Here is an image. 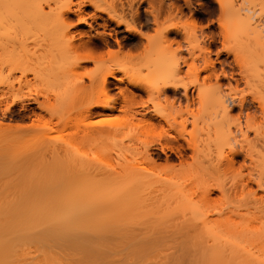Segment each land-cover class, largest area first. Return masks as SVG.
Segmentation results:
<instances>
[{"label":"bare ground","instance_id":"1","mask_svg":"<svg viewBox=\"0 0 264 264\" xmlns=\"http://www.w3.org/2000/svg\"><path fill=\"white\" fill-rule=\"evenodd\" d=\"M28 3H23L25 7L20 4V10L25 19L32 21L20 22L25 23L27 30L30 29L36 42L34 41L35 46L33 45L32 49L27 46V42L21 44L24 51L18 60L21 75H26L27 72L24 71L28 69L26 66L32 63V57H39L43 60L31 70H41L37 75L40 82L60 81L59 83L65 84V98L70 95V99L75 101L72 106V100H67L70 106L74 107L82 98L84 103L77 106L82 108L85 105V118L96 114L104 115L99 121L85 122L82 121L85 118L81 114L80 123L84 124L82 133L78 132L77 126L75 134H81L80 140H77L85 146L84 150L88 146L86 151H79L81 156L88 150L92 152L89 145L94 148L102 144L109 154L110 149L116 151L119 164L114 167L118 165L117 171L111 163L106 162L107 169L101 167L105 171L109 170L106 174L103 173L108 174L102 175L104 179L110 177L112 172L116 175V184L120 181L123 183L121 185H124L118 186L121 190L118 193L112 190L114 196H125V192L132 193L128 195L138 194L140 190L137 187L141 189L147 184L150 187L154 180L157 183H153L155 186L161 185L164 189L184 194L185 188L181 180L188 175L175 174L173 182L154 173L152 175L155 177H151L150 171L146 170L143 162L136 156L146 157L151 162L154 154H157L155 149L165 152L171 150L182 162L190 151L195 158L196 168L208 171L217 179L226 169H246V173L241 174V178L235 181L234 187L236 193L238 186L247 193L241 200L252 210V217L245 226L227 230L205 228V231L203 229L196 234L188 230L156 237L148 235L149 239H145V235L141 237L144 241L141 243L138 233L134 235L136 239L139 237L138 242L123 243L121 240L120 243H105L108 238L102 243L97 242V238H94L97 239L94 241L87 236L89 232L85 231L88 227L83 229V232L81 217L83 214L89 217L91 207L88 210L77 197L69 198L60 192L56 194L49 190L33 191L24 195H9L8 192L5 195V192H2L4 195H0V264H264V0H211L210 4L217 9V19H211L210 16L203 18L205 23L198 25V30L194 28L195 25L188 28L183 20L187 17L193 20L198 15L207 13L202 0H29ZM85 6L91 7L93 12H85ZM4 7L6 8L0 5V15H4ZM213 13L215 11L209 15ZM73 17L76 18L75 22ZM89 18L95 22L101 19L104 31L96 30ZM214 21L215 29L212 28ZM82 24H88L89 31L79 29ZM112 25L115 27L112 28ZM121 26L125 27L128 35L125 40L116 36L113 42V38H110L112 33L106 30ZM151 30H154V33L150 32ZM216 41L221 42V47H216L214 57L212 51ZM182 43L185 51L173 49L176 45L182 46ZM126 48L130 51L135 49L140 54L134 55V50L131 52L132 56L130 53L127 57L118 54ZM196 48L199 50L198 54L195 52ZM37 52L40 54H36ZM97 52L108 53V57L117 53L116 59L107 58L113 60L112 65H115L106 66L105 61L102 63V60H105L104 54L99 55ZM66 58H69V63L70 58H74L71 65L65 63ZM90 61L96 64L85 76L91 80V85L87 87L82 84V72L80 73L78 68L82 63ZM118 64L139 69L143 73L133 76L124 71V76L119 77L117 72L120 69L116 66ZM110 77L115 78L117 82H111ZM11 78L9 80L8 76L0 79V83L6 85L4 88L7 87L6 90L2 89L0 94V103H6L3 115L20 102L22 108L32 112L34 117L29 115L33 123L25 125L26 129H19L26 132V136L36 140V144H33L35 148H41L40 144L48 148L50 143H47L46 134L50 129L57 130L54 126L59 125V119L55 122L56 125L52 123V127L48 123V130L47 126H44L47 124L43 116L35 111V108L49 109V105L39 99L41 95L45 96L41 88L45 85L34 87L28 80L24 82L20 76L16 78V87L14 77ZM124 79H127L130 87L119 85ZM76 88L80 95L82 91L77 102V97L71 96ZM114 88H118L120 95H111ZM98 92L105 96L104 100L96 98ZM144 95L146 98L143 100ZM9 97L11 101L8 100ZM139 100L143 101L139 103ZM122 101L130 107L126 108L125 103L124 107L120 104ZM30 104H35V107H30ZM117 104L126 108L122 110L120 107L122 112L130 111L131 106L136 104L140 105L143 109L141 113L135 109L132 112L138 111L141 117L136 121L138 114L132 113L134 117L124 112L127 119L114 120L110 115L113 116L112 112L120 109ZM165 109H170L171 112L168 113ZM80 110L79 108L78 111ZM184 112L191 113L183 115ZM2 118L0 117V131L6 130L10 124V127L14 126ZM65 118L68 119L62 120V128H72L71 115ZM38 120H43V125L38 123ZM46 121L49 122L47 119ZM51 121L53 122L52 119ZM188 124L193 126V131L187 137L180 132V127H186ZM30 125L31 127H28ZM16 126L17 123L14 127ZM40 128L46 130L40 131ZM137 128L146 129L149 137L139 145L130 144L135 138L134 132ZM169 131L177 132L175 134L178 136ZM200 133H206L208 136L200 138ZM125 139H128V144ZM73 141L72 135L69 134L65 151L71 150ZM55 148L54 151L60 149ZM92 155L88 154L87 158H83L84 162L77 158V162L80 160L82 167H92L94 163L97 164L95 160L99 158L97 151L94 154L93 150ZM68 156V161L72 163L71 153ZM75 159L74 155L73 164H77ZM112 169L117 174L111 171ZM96 170L97 168L94 173ZM99 171L102 172V169ZM97 176V179H103L101 175ZM110 178L105 181L115 182ZM100 210H92V216L94 217L96 212L99 214ZM98 222H95V225L98 226ZM99 227L97 229L93 226L91 229H97L95 232L98 235L105 234L103 237L114 232H108L106 229L101 231ZM91 229V236L97 237ZM147 240L148 242H145Z\"/></svg>","mask_w":264,"mask_h":264},{"label":"rangeland","instance_id":"2","mask_svg":"<svg viewBox=\"0 0 264 264\" xmlns=\"http://www.w3.org/2000/svg\"><path fill=\"white\" fill-rule=\"evenodd\" d=\"M195 1H197V0H195ZM202 1L205 4V9H206L207 13L205 15L200 14L195 19L193 18L194 21L191 20L192 18H190V17L184 18L185 20H183V21H185V24H187L188 28H192L195 25L194 28H196L198 30V28H199L198 25H203L205 23V21L203 19L205 17L210 16L211 19L212 18H214V20L217 19V16H218L217 15L218 13L216 12L217 9H215V7L212 4H210L211 0H202ZM28 2H29V0L28 1L27 0H0V5L6 6V8L4 7L5 8L4 10H6L4 15H0V79H5L9 76L10 77L9 80H11L12 79L11 77H14L15 80L14 79L13 80L17 83L16 78L18 79L21 76L22 80L24 82H26L28 80V82H30V84L33 85L34 87H35V85H37V86L39 85L41 87V85L44 84L45 86L42 85L43 87H41V88H43V90L46 94L44 93L45 96L41 95L39 97V99L41 101L45 102L46 105H49L48 106L49 109L47 108V110H44V109L42 110L39 108H35V111L43 116V119H44L45 123L47 124V125H44V126H47L46 128H48V123H50L49 126L50 125H51V127L54 126L55 122H57L58 119H59V125L60 126L58 125L59 128H57L58 126L57 127L54 126L57 130L53 131L52 129H50V132H47L48 133V134H46V135H48L47 143L49 142L50 144L49 145L46 144V145L49 147L46 148L44 146V144H40L39 146L41 148L44 146V148L41 149L38 147V149H37V146L35 148V146L33 145L35 143L34 141H36V140H34V138H31L29 135L26 136V132L21 131L24 128L26 129L25 125H27V124L29 125L31 122L33 123V120H31V118L29 116V115L32 116V112H29V111L23 109L21 106V103L17 102L16 104H14L11 107L12 109L8 110L9 112H7V111L5 112L7 114L3 115L2 111H3V108H5L6 103L5 102L0 103L1 104L0 115L2 114L0 117L2 118L5 116V118H2V119H5V121L8 124H10L9 122H11L15 126L17 123V126H18V127L16 126L17 127V130H16V127H14V126L10 127V126H12L10 124V126L9 127L7 126V127L9 129L14 128L15 130L14 129L13 130L12 129L7 130L8 129L7 128L6 129L7 131L6 130L0 131V195H4V194L7 195V192L10 193L9 195H16V194L24 195L25 193H32L33 191H45V190L47 191V190H49L51 192L53 191L56 194H59L57 192H60L62 195L69 197V198L70 197H77L81 201L82 204L87 206L88 210L90 207H91V209L93 208L92 209L93 211H94V209H96L95 211H99L101 209L99 214H98V212H96L94 214L95 216H96V214L98 215L97 218L95 216L94 217L92 216L93 211L91 209H90V211H91L90 216L91 217L90 216L87 217V216H85V214H83L81 217L83 225L81 227H82V230L85 229L86 227L89 228L88 230L86 229L87 231H85V233L89 232L87 234V236H89V238L91 240L92 239L94 240V238H97L98 241H97V239L94 241L102 242L103 240H108V238H109L108 242L104 241L105 243H109V242L110 243H113V242L114 243L115 242L120 243L121 240H123V243H131V242L133 243V241L138 242L139 241L138 236H140L139 243H141V242H144L141 240V237L143 238V236H145V235H146V237H145V239H146L148 235L156 237L157 235L163 236L167 233L172 234L175 232L178 233L181 231H188V230L190 232L195 233V234L200 233L201 231H203V229H204V231L206 229L227 230V229H230L231 227L235 228L238 226L239 227L245 226L247 224V222L251 221V217H252L251 211L252 210L250 208H248L245 205V203L241 200V198L246 196L247 193L242 189L241 186H238L237 193H236L235 187H234L235 181L236 180L238 181L241 178V174L246 173V169L245 168L244 169L239 168L237 170L226 169L225 173H223L220 176V178L217 179V178L213 177L212 175H210V173L208 171L206 172V171H203V170L196 168L195 158L192 156L190 151H188V156L182 162H180V160L176 157V154L171 150H167L165 152V151H162L160 149H155L154 152L157 154H154V158L151 160V162L148 161L149 159H147L146 157L136 156L138 158V160L143 162L142 165L146 168V170L148 169V171H150L149 175L151 177L152 176L155 177V175H158V176L161 175V176H164V178H166V179L172 180V182H173L175 179L173 176L175 174L188 175L185 178L186 180L183 179V181L185 180L184 182L181 180V183L185 188L184 194L179 193L177 191L175 192V191H172L169 189H164V188L160 187L161 185L155 186L153 184V183H155V180H154V182H152V186H150V187H148V184H147V186H145L146 188L144 186L143 187L141 186L142 187L141 189H139L140 187H137L138 190H140L138 192V194L136 193L135 195H128L131 192H129V193L125 192L126 194H125V196L123 195L124 197L120 196L119 195L120 193L118 194L119 196H117V194L114 196L113 195L114 192H112V190H115V192L117 191V193H118V191H121L119 187L122 186L121 184H123V183H121L119 181L118 185H117L116 184L117 179L115 177L116 175H113L114 173L112 174V172L109 175L112 178V180L115 182H113V183H111L109 181L106 182L105 181L106 178L104 179V177L102 175L106 174L105 172H107L109 170L105 171L101 167L104 166L105 169H107L108 168L107 167L108 165H106L107 163L113 164V168H115V169L118 167V165H117V167H114L115 164H119V163H117V161L119 159H118L117 153H115L116 151L113 149L112 150L110 149L111 153L109 154L101 146L102 144H100V146L97 145L96 146L97 148L95 146L93 148V145H89L92 147V152L90 150H88V152H86L85 155H83V156L80 155L81 151H86L88 149L87 148L88 146L86 145L87 146L86 150H84L85 146L83 144H81L82 142L80 143V141H79L81 134L78 133L79 137H78V134H75V132L77 131V128H78L77 126H79L78 132L82 133V129H83L82 127L84 125L82 122L80 123V119H81V116L84 114L83 113V109H84L83 106H85V105H83L82 108H81V106H77V105L84 103L82 98L80 99V97L82 95V91H81V95H80L79 94L80 91L77 88L74 89L75 91L72 89L74 92L72 91L73 94H71V96L74 97V95H75V97H77L76 102H77V99L78 100L80 99L78 101L79 103L78 102H77L78 104L75 103L74 107H72L73 103L75 101L70 99V95H69V97H67V99L65 98L66 97V92L64 91L65 90L64 88H66V86H64L65 84L63 85L62 83H59L60 81L56 82V83H53V82L52 83L51 82L44 83V82H40L38 80L37 75L41 72V70L38 69L39 72H37L36 70H33V69L31 70V68L33 66L36 67L38 62L42 61L43 59L36 57V56L32 57V59H33L32 63H29L30 65L26 66L28 68L27 70H29V71H27V70L24 71V72H27L26 75L25 76L21 75L22 74L21 68H19L20 66L18 64V60H19L20 56H23V53H24V51L21 48L22 47L21 44L23 42H27V46H29V48L32 49L33 48L32 46L34 45V41H35L34 40L35 37L31 33L30 29L27 30L26 27H24L25 23L23 24V22H30L32 20H29V18H27V17H26L27 19H25V17L22 16V14H21L22 11L20 10V9H22L21 8L22 6L25 7V5L29 4ZM19 5H20V8H19ZM85 8H86L85 12H87V13L93 12V9L91 7L85 6ZM214 11H215V13L209 15L210 12H214ZM188 18H190V19H188ZM201 19H203V20L201 21ZM20 21H23V22H20ZM73 21L74 22L76 21L75 17H73ZM89 21L92 22L93 27L96 30L104 31V28L102 27L103 23H102L101 19H99L97 22H95L89 18ZM8 22L12 23V24L9 25ZM215 24L216 23L214 21V26H212L213 29L216 28ZM82 25H80L78 28L81 30L89 31L88 30L89 29L88 24L87 25L82 24ZM113 27H115V25L114 26L112 25V28ZM74 29H76V28H74ZM106 31L107 32L110 31L112 33V37H110V38H113L112 39L113 42H114V38L116 36L121 40H125V36L127 37V35H128V32L125 30L124 26H121L118 28L116 27V28H114V30L113 29H111V30L107 29ZM150 32L154 33V30H151ZM214 44H216V45H214V51H212V56L215 57V50L217 49L216 47H218V46L221 47V42L216 41ZM173 49H177V50L180 49L182 51H185V49L183 48V43H182V46L179 47V45H176V46H174ZM133 50H134V52H133L134 55L135 54L138 55V53L140 54L139 51H136L135 49H133ZM132 51H130V50H128V48H126V49H123L122 52L120 51L121 53L119 52L118 54L119 55L121 54L123 57L125 55H126L125 57L130 56V55L132 56V54H131ZM195 52H196V54L199 53L198 48L195 49ZM81 53L83 54V52H80V54ZM97 53L99 55H101L102 52L101 53L97 52ZM129 53H130V55H129ZM36 54H40V53L37 52ZM98 54H97V56L99 57ZM102 54H104L103 56L105 59V60H102V63L105 61L106 66L107 65L111 66L113 63L112 62L113 60L110 61L107 58L111 57V58L116 59L118 56L117 53L114 55L111 54V56H109V57H108V53L106 54L103 52ZM75 55H77V54H75ZM67 59L69 60V58H66L65 61ZM73 59L74 58H72V59L70 58V63H72L71 61ZM106 59H107V61H106ZM68 60L65 63H69ZM98 60H99V58H98ZM119 63H122V61H119ZM95 64L96 63H94V62L92 63V61L85 62V63H82V66L80 68H78V71L80 73L82 72L81 77H83V78H81V80L83 81L82 84L84 86L86 85L87 87H89V85H91V80L88 78V76L87 77H85V76L90 70H92L93 67H95ZM114 65L115 64H113L112 66H114ZM116 66L120 69L117 72V75L119 77L124 76L123 75L124 71H126L130 75L132 74L133 76L134 75L136 76L138 74L143 73L139 69H134V68H131L130 66L125 67V66L120 65V64H118ZM217 66H220V65L217 64ZM79 78H80V76H79ZM109 80L113 83L117 82V80L113 77H110ZM0 84H1L0 85V87H1L0 94H1L2 89L6 90L7 87L4 88L6 85L2 84V82ZM17 85H18V83L15 86L17 87ZM119 85L121 87L122 86L125 87V85L129 86L127 79H124V81L120 82ZM27 89H28V87H27ZM27 89H25V90H27ZM77 90H78V92H77ZM69 91H71V89ZM69 91L67 93H69ZM77 93L79 94V97L77 96L78 95ZM98 93L99 94H97L98 96L96 98H98L100 100H104L105 96L101 95L100 92H98ZM111 93H112L111 95H116V96L120 95V94H118L119 93L118 88H114ZM145 98H146V96L144 95L143 100ZM10 99H11V97L8 98L9 101H11ZM138 99H140V98H138ZM67 100L68 101L72 100V102L69 101L72 103V106L69 105V102ZM143 100H139V103ZM124 103L126 104V102L122 101L120 104H123L125 107ZM120 104H117L118 109L121 107ZM136 105H134L135 108H134V106H131L130 111L127 109L128 112L127 111L122 112L121 111L122 107H121L119 110L113 111L112 112L113 116L110 115V117L113 118L114 120H118V119L125 120L127 118L124 116V112H126L129 115L131 114V116H134L135 113H136V115L138 114V117L137 116L136 117L134 116V117L136 119L137 118L139 119L141 117L140 111H143V109L140 105H138V106H136ZM30 107H35V104H30ZM69 107H72L74 109L69 108ZM75 107L77 110L75 109ZM77 107H79L81 109L80 112L78 111L79 108H77ZM124 107L122 108V110L126 109L127 107H130V105L129 106L127 105L126 108H124ZM68 109H69V111H67ZM133 109H135V111L138 110L140 113H137L138 111L132 112ZM70 110H72L73 112L71 113ZM74 110H76V111H74ZM165 110L168 113L171 112L170 109H165ZM68 112L70 113V115L72 117L71 120L73 121L72 122L73 127L69 128V129L68 128L63 129L62 125L64 123L62 120L63 119L66 120L68 118H69L68 120H70V117L65 118L66 116H70V115H68ZM132 113H134V114L132 115ZM189 113H191V112H184L183 115H187ZM59 114H62V115L60 116ZM129 115H127L128 118H129ZM28 116H29V118H28ZM63 116H65V117H63ZM103 116L104 115H100V114L97 115L96 114L92 117H89V118L86 117L85 118L83 115L85 120L83 119L82 121H85V122L99 121V120L103 119ZM131 116H130V118H131ZM32 117H34V116H32ZM46 119L49 120V122L46 121ZM51 119L53 120V122L52 121L50 122ZM136 119H134V121ZM138 119L136 121H138ZM178 119H181V118H178ZM38 121H36L35 123H37ZM38 123L43 125L42 124L43 120L39 121ZM52 123H54V124H52ZM3 127L6 128V126H3ZM28 127H31V125ZM19 128H21V130ZM37 129H35V131H37ZM40 129H41L40 131L46 130V129L42 130V128H40ZM48 130H49V128H48ZM136 130L134 132L135 138H133V140L131 141L130 144L139 145V144H141L142 140H145L146 137H149V134H148V131L144 128H140V129L137 128ZM192 131H193V126L191 124H188V126H186V127H180V132L184 133L185 136H187V137L190 136ZM68 133L71 134L73 139H74L72 145H70L71 147L69 146L71 150H68V151L66 150L69 154L71 153V155H72V158L70 157V159H71L70 161L72 163H70L68 161V159H69L68 155L69 154H67V152L65 151V146H66L65 143L67 141V137L69 136ZM73 133H74L75 138L73 136ZM169 133L177 135V134H175L177 132L172 133L169 131ZM39 134H41V133L39 132ZM156 134H157V131L155 130V135ZM207 136L208 135L206 133L198 134V137H200V138H205ZM77 139H79V140H77ZM126 142H127V144L129 143L128 139L126 140ZM54 146H57V147L59 146L60 149H58L59 147L58 148L56 147L58 149V151H57ZM50 147H52V148L54 147L56 151H54V148H53V150H52V148L50 150ZM93 150H94V154L96 151L98 153L99 158H98V160H95V162H97V164L94 163L95 165L94 166L92 165V167H90V165H89V167H82L83 165L81 162H84V161H82V159L87 158L88 154L92 155ZM70 151H72V152H70ZM74 155L76 158L75 162H77V158H80L81 162H79L80 160H78L77 164L76 163L73 164L72 159H73ZM76 156H79V157H76ZM93 156L94 155H92V157ZM67 157H68V159H67ZM89 158H90V156H89ZM57 160H58V162H57ZM43 161H46V163L48 165H46V163H43ZM112 162H114V163H112ZM78 164H80V165H78ZM85 165H86V163H85ZM96 168H97V170L94 173V169H96ZM109 168L111 169V166H109ZM119 168H120V166H119ZM101 169H102V172L99 171ZM111 171L115 172V170H113V169ZM116 171H117V169H116ZM142 171H144V170H142ZM194 171H196V172H194ZM98 172H99V174H98ZM118 172H120V169L118 170ZM152 173H154L155 175L154 174L152 175ZM96 174L101 175L103 177V179L102 178H101V180H99L100 178L97 179L99 176H97ZM107 175H104V176H107ZM110 177H108V178H110ZM119 178H118V180H120ZM155 179H157V178H155ZM103 181H105V182H103ZM155 184H157V183H155ZM128 187L130 188L131 186L128 185ZM131 188H133V187H131ZM125 190L127 191V189H125ZM129 191H130V189H129ZM2 192L3 193L5 192V193L3 194ZM132 192H134V191H132ZM111 193L113 196L111 195ZM123 194H124V191H123ZM94 197H96V198H94ZM90 201H92V203ZM98 208H100V209H98ZM102 211H103V213H102ZM102 215L104 218H102ZM95 222L96 223L98 222V226H97V224L95 225ZM100 222L101 223L103 222L102 224H104L103 229H106L108 232L114 231L116 234H113L114 232H112V234L107 233V235L104 237L102 235H105V234H101V235L99 234L102 237V240H101L98 233L95 232L98 229V227L101 225ZM88 223H89L90 227L88 226ZM90 223H94V224L91 225ZM86 224H87V226H86ZM83 226H84V228H83ZM93 226H94V228L95 227L97 228L95 231L93 229H91V227L93 228ZM90 229H91L92 233L94 231L95 234L93 233V235H96L97 237L91 236L92 234H90L91 233ZM99 229L101 231H104L102 229V225H101V227H99ZM83 232H84V230H83ZM131 233H134V234H131ZM138 233H139V235L137 236V239H136L135 236ZM114 235H115V237H114ZM133 236L135 239L132 238ZM122 237H123V239H122ZM127 237H128V239H127ZM145 239H143V240H145ZM147 239H149V238H147ZM149 241H151V240H149ZM145 242H148V240Z\"/></svg>","mask_w":264,"mask_h":264}]
</instances>
